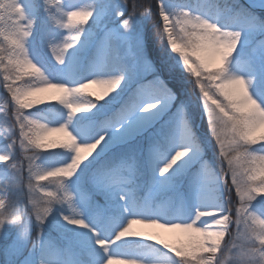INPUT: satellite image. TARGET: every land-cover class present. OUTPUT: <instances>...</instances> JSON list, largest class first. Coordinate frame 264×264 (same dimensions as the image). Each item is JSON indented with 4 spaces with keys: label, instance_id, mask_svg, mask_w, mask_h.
Returning a JSON list of instances; mask_svg holds the SVG:
<instances>
[{
    "label": "snow or ice",
    "instance_id": "6c2138e0",
    "mask_svg": "<svg viewBox=\"0 0 264 264\" xmlns=\"http://www.w3.org/2000/svg\"><path fill=\"white\" fill-rule=\"evenodd\" d=\"M0 75V264H264V0H0Z\"/></svg>",
    "mask_w": 264,
    "mask_h": 264
},
{
    "label": "rangeland",
    "instance_id": "374dc122",
    "mask_svg": "<svg viewBox=\"0 0 264 264\" xmlns=\"http://www.w3.org/2000/svg\"><path fill=\"white\" fill-rule=\"evenodd\" d=\"M0 80H2V75H0ZM89 91L99 92L100 88L97 85H92L91 88L89 89ZM8 100H9V97L6 94V89L3 87L2 83H0V112H3V111L10 109V105L8 104ZM3 128H7V125H3ZM53 135H59V134L54 133ZM18 153H21L22 157H24V159H26V153L23 150H19ZM27 154H31V153H27ZM27 164H28V161H26L25 180L27 179ZM26 192H27V189H26ZM156 228H159V227H146L143 225L134 226V230H136V231H141L147 235L158 236L160 238L167 240L169 243L177 244L178 241L181 239V234L178 232H176L175 235L172 236L171 238H165L161 234V230L156 229Z\"/></svg>",
    "mask_w": 264,
    "mask_h": 264
},
{
    "label": "trees",
    "instance_id": "16d2710c",
    "mask_svg": "<svg viewBox=\"0 0 264 264\" xmlns=\"http://www.w3.org/2000/svg\"><path fill=\"white\" fill-rule=\"evenodd\" d=\"M133 2V0H128V3L129 5H131V3ZM136 2L138 4H144V5H147L149 4L150 2H152V0H136ZM17 156H18V160L21 162V164L24 166V168H26V159H24V157H22V154L21 153H17ZM24 185H25V193H26V189H27V179L24 180ZM180 242V240L178 241V243Z\"/></svg>",
    "mask_w": 264,
    "mask_h": 264
},
{
    "label": "bare ground",
    "instance_id": "6f19581e",
    "mask_svg": "<svg viewBox=\"0 0 264 264\" xmlns=\"http://www.w3.org/2000/svg\"><path fill=\"white\" fill-rule=\"evenodd\" d=\"M156 229H160V230H161V234H162L165 238H171V237L174 236L175 233H176V232L168 231V230L161 229V228H156Z\"/></svg>",
    "mask_w": 264,
    "mask_h": 264
}]
</instances>
